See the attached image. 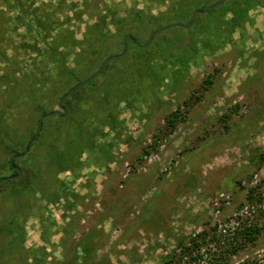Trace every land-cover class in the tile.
<instances>
[{"label":"rangeland","instance_id":"rangeland-1","mask_svg":"<svg viewBox=\"0 0 264 264\" xmlns=\"http://www.w3.org/2000/svg\"><path fill=\"white\" fill-rule=\"evenodd\" d=\"M216 1L0 0V264H264V0Z\"/></svg>","mask_w":264,"mask_h":264},{"label":"trees","instance_id":"trees-1","mask_svg":"<svg viewBox=\"0 0 264 264\" xmlns=\"http://www.w3.org/2000/svg\"><path fill=\"white\" fill-rule=\"evenodd\" d=\"M132 36H133L132 39L131 38H127V41L129 43H134L135 44V42L133 40H136L137 41L138 40V36H137V34H134ZM61 105H62V102H61ZM39 108H41V107H39ZM41 110L43 111V109H41ZM64 113H65V111L62 110L57 115H58V117L61 118ZM34 134H35V132L32 133L31 137H33ZM22 151H24V149H22L20 152H22ZM14 152L15 153H20L19 151H14ZM12 164L13 165H17V162H16L15 159L12 160ZM9 168L11 169V173L12 174H16V171L11 167V164H9ZM258 229H259V227H257L256 225H253V226L248 225V226L242 227L240 229V233H241V236L244 239H247V240L252 241L255 238V232L258 231ZM198 244L199 243H197V241L194 238H191V243L184 244L183 242H179L177 245L174 246V248H177V247L180 248L182 250V254L183 255L184 254L190 255V253H191L190 252L191 251L190 250V247H196V246H198ZM174 248L172 250H170L169 252H166L165 253V256L163 257L164 262H166V261L169 262L171 260L172 255H173V252L175 250Z\"/></svg>","mask_w":264,"mask_h":264},{"label":"water","instance_id":"water-1","mask_svg":"<svg viewBox=\"0 0 264 264\" xmlns=\"http://www.w3.org/2000/svg\"><path fill=\"white\" fill-rule=\"evenodd\" d=\"M221 1H223V0H218V1H216V2H214V3H212V4H210L205 10H195V11L192 13V16H193L195 13H197V12L206 11V10L212 8L213 6L217 5V4L220 3ZM191 18H192V17H191ZM191 18L189 19L188 23H186L185 26H188V25L190 24V22H191V20H192ZM174 24H178V23H173V25H174ZM167 26H169V25L162 26V27L159 28V29L153 30V31L149 34L147 40H149V38L152 36V34H153L154 32H156V31H158V30L165 29ZM127 36H128L129 38L132 39V36H130V35H127ZM146 42H147V41H146ZM124 46H125V48H126L125 42H124ZM125 48H124V49H125ZM122 53H123V52H122ZM122 53L113 54V55H110V56L106 57V58L104 59V62L100 65V67H99L94 73H92L89 77H87V78L84 79L83 81H81V82H79L78 84H76L73 88H71V90H69L68 92H66V93L61 97V99L58 101V106L61 107V109H63V107L61 106V100H62V99H63V98H64V97H65L70 91H72L76 86L80 85L81 83H84V82L90 80L91 78H93L98 72L101 71V69L103 68V66L105 65V63H106L109 59L115 58V57L121 55ZM47 114H50V112L46 113V115H47ZM42 116H44V115H42ZM40 121H41V118H40V120H39V124H40ZM38 129H39V128H38ZM36 135H37V131H36V133H35V137H36ZM34 139H35V138H34ZM34 139H33V140H34ZM30 142H31V141H30ZM27 148H28V147H26L25 150H24L22 153L13 154L12 157H10V164H11V167L16 171V174L13 175V176H10V177L15 178V177H18V176L20 175V173H21V169H20V167L17 166V165H13V164H12V160H13V158H16V157L21 156L22 154H24V152L27 150Z\"/></svg>","mask_w":264,"mask_h":264},{"label":"flooded vegetation","instance_id":"flooded-vegetation-1","mask_svg":"<svg viewBox=\"0 0 264 264\" xmlns=\"http://www.w3.org/2000/svg\"><path fill=\"white\" fill-rule=\"evenodd\" d=\"M134 42H136L135 40H133ZM60 109H61V107H59ZM61 110H63L64 111V109H61ZM51 112H56V113H60V111L59 110H53V111H51ZM22 153V152H21ZM16 154H18V153H16ZM13 175H15V174H12V175H10V176H13ZM10 176H8V177H10Z\"/></svg>","mask_w":264,"mask_h":264}]
</instances>
